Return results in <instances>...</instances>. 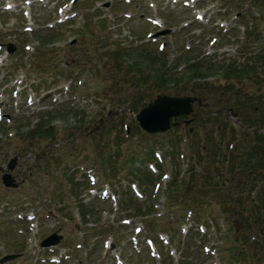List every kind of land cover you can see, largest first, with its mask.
Returning <instances> with one entry per match:
<instances>
[{"label": "rangeland", "instance_id": "374dc122", "mask_svg": "<svg viewBox=\"0 0 264 264\" xmlns=\"http://www.w3.org/2000/svg\"><path fill=\"white\" fill-rule=\"evenodd\" d=\"M250 3L0 0V260L8 254H22L4 264H52L53 252L65 255L60 264H264L261 233L252 229L257 225L264 232V206L256 199L258 191L259 196L264 193L260 173H235L232 188L247 184L248 190H253L241 201V211L232 206L234 202L217 197L216 203H194L196 212L186 213L182 208L193 207V203L181 192L177 199L169 196L175 173L184 178L190 173L193 156L189 147L194 141L203 145L205 138L222 126L234 129L236 135L251 132L244 119L255 114L237 102L239 98L245 102L251 95L262 98V89L251 84L250 74L240 73L242 69L227 70L232 72V108L221 117L217 112L227 107V102H218V93L202 95L204 83L214 86V92L225 84L219 81L224 66L237 67L255 54L262 56L264 16L259 13L264 1L256 2L261 12ZM6 5L13 8L6 10ZM167 30L168 34L156 37ZM149 34L156 39H150ZM48 38L50 43L44 45L42 41ZM7 45L14 47V53H7ZM115 50L120 53L118 59L111 57ZM216 62L213 70H206V79H201L204 74L200 70L189 71ZM155 70L165 79L157 90L160 93L145 85L139 87L138 79L144 75L149 84L156 80ZM158 95L195 96L202 106L195 104L193 114L177 118L179 125L165 134L149 135L136 117ZM189 119L192 122L186 125L184 121ZM39 124H50L53 138L30 139V132ZM253 141L242 145L237 136L219 143L223 150L228 147V153L235 154L236 149H250ZM153 147L161 156L158 165L152 163L158 171L157 181L144 189L138 186L144 197L136 199L128 190V160L133 156L134 168L149 169L145 150ZM13 159L16 167L12 175L19 184L16 189L2 183V172ZM100 168L106 172L103 179ZM117 174L112 188L105 177ZM163 174L168 177L160 181ZM86 179L89 185L80 198L70 197V192L76 193L73 184ZM114 189L119 197L116 193L117 197H112ZM128 193L135 200L131 205L134 210L124 212L119 200ZM107 197L110 200L103 202ZM53 201H61L60 212ZM149 205L155 209L149 216L134 212ZM40 210L36 221L29 223L27 215ZM245 211L248 216L243 215ZM255 211H261L258 219L252 214ZM82 214H86V223ZM152 218L159 219L154 233L167 232L166 241L174 237L172 245H156L154 259L150 252L155 246L146 240L155 234L148 235L144 228ZM183 218L179 224L178 219ZM124 219L132 221L120 229ZM30 225L38 230L30 232ZM200 226H204V234H199ZM57 232L63 236L60 245L53 252L40 251L41 241ZM245 252L249 262L234 259Z\"/></svg>", "mask_w": 264, "mask_h": 264}, {"label": "trees", "instance_id": "16d2710c", "mask_svg": "<svg viewBox=\"0 0 264 264\" xmlns=\"http://www.w3.org/2000/svg\"><path fill=\"white\" fill-rule=\"evenodd\" d=\"M259 1L260 0H250L251 2L250 7L251 8L253 7L256 9V11L261 12V10H258L257 4H256V2H259ZM259 14L263 17L264 9H263V12ZM263 31L264 29H262V56L261 57H259L260 53H258L246 59L243 65H238L237 67H234V65L228 64L224 66L223 68H221L223 69L222 73L224 75L223 77L219 78V81H223L225 84L223 86L220 85L219 88L216 89V92L213 91L215 88L214 86H209L206 83H204L203 85L204 87L202 88L203 89L202 95L209 96L211 94L216 95V93H218L219 94L218 102H221V100H224L225 103L227 102V105H226L227 107H222L220 110H218L217 113L219 117H221L224 113H226L225 111H229L230 108H232L230 102L232 99L231 93H232L233 87H231L230 80H229L231 79L232 72L229 73V71L227 72V70L234 71L235 69H242V72L240 73H243V74L247 73L246 75L250 74V80L252 82L251 84L257 83L259 84L258 89L259 90L262 89V98L261 97L254 98L253 95H251L246 98L245 102H241V98L237 99L238 106L245 105L247 108L248 107L252 108L253 112L252 111L251 112L255 114V116H252L251 118H248V116H246V118L244 119V126H246L247 129H251V132L249 134L242 132L236 135V133L234 132V129H231L228 126H222L221 129L216 130V132L210 133L209 136L205 138V143L203 145L200 146L198 141H194L193 144L190 145L189 151H192L190 155L193 156L192 158L193 165L191 169L189 170L190 173L187 175V178H184L182 176L180 177L181 173L176 172L173 180L169 184V190L170 192H173L172 195H169L170 198L177 199V197L180 195L178 192H181L183 194L182 196H184V198L186 199L188 203H193V207L190 205L184 206L182 208L184 209L183 212H186V213L190 212L191 214H194L196 212L194 206H197L194 203H199L201 205H203V203L208 204L210 202L216 203L215 201L217 200L215 198L217 197L218 198L222 197L226 201L229 200L230 202H234V205L232 203V206L234 208H238V210L241 211L244 209V207L241 206L242 205L241 201H243L246 198L244 197L246 194L248 193L253 194V190H248L249 186H246L247 184L244 185V188L242 186L232 188V184L235 182V173L239 172L240 174H244L246 171H248L249 173L255 172V174L260 173L262 179H264V44H263L264 35H263ZM250 37H251V34H248L247 38H250ZM50 41H51L50 38H48L47 40H45V42L42 41V43L46 45V44H49ZM116 52L117 50L112 52L111 54L112 59H118V56L120 55V53L119 52L116 53ZM216 65H218L217 62L214 64L208 65L209 68H206V69L203 68L202 66H197V68H194V70L189 69V71L196 72L200 70V72H203L204 74L201 76V79H206L207 78L206 73H208L206 70L207 69L213 70ZM155 71H156V74L155 73L154 74L156 75L155 76L156 80H154L153 83L149 84L147 81L148 77L144 75L143 77H140L138 79L139 85H140L139 87H142L143 85H145V87L149 88V90L151 89L152 92L155 91L156 93H160L157 90H160L161 83H163L165 79L163 77L159 78V76H157L159 75V71L157 70ZM232 77L233 79L236 80L234 75H232ZM236 77L240 81L243 80V78H241L240 76L236 75ZM258 82H262V84ZM261 105H262V108L260 107ZM214 120L216 119L213 118V121ZM52 131H53V128L52 126H50V124H39L38 126L36 125L34 126V129L30 132V139L35 140L36 138L37 140L39 139L44 140L50 137L53 138L54 134H52ZM237 136L240 139V141L242 140V145H245L244 142H247V141L249 143L251 139H254V141L256 140L257 145L253 141L254 145H251L250 149L242 147V148L236 149L235 154H234V151L228 153L227 151L228 147H227V150L226 149L223 150V148L220 147L222 146V144L219 143V140L220 142L225 141L226 138H229V140H232V139L237 138ZM22 137L23 136L21 135V138ZM213 141L215 142L212 144ZM55 143H52V144H55ZM173 148L175 147H172V150ZM145 151L147 153V161L151 162L153 160H156L153 157L154 147L151 149L147 148ZM175 151L176 149H174V152ZM128 161L130 164V173H131L130 178L128 179L130 183H137L140 188L144 189L145 185L152 184L157 181L153 173H151L150 171H147L146 168L136 169L133 167L135 163V159L133 156H131ZM105 174L106 172H102L100 168L99 176L101 177V179L104 178ZM117 177H118V174L116 176L113 175L110 177H105V179L108 180L106 182H109V184H111V186L114 187ZM73 185L74 186L72 189L75 190L76 193L70 192V197L72 194L74 196V199H77V198H80L82 191L88 188V187L86 188V186H88L89 183H88V180H86L84 183H81L78 181ZM193 189H196L197 191ZM129 191H130V194H132L131 190ZM262 191H264V188L262 189ZM115 192L119 193L116 189H115ZM260 192L261 190L256 193V199L258 198L260 201H262V205L264 206V193H262V196H259ZM130 194L129 193L126 194L127 197H124L120 199L119 201L120 208L124 212L128 210H134L133 209L134 207H131V205H132V202L135 200L129 196ZM81 201L83 202V200ZM53 202L55 206L60 207V208H56L55 210L59 209L57 211L60 212L62 208L61 201L59 202L53 201ZM43 209L44 207L42 208V210ZM151 210L155 211L154 205H149V206L144 207V211L143 209H135L134 212L137 214L138 213L141 214L143 212L144 215L142 216L145 217V216H149L150 214H152ZM260 212L261 211H255L252 214H254V217H257L258 219ZM262 214L264 215V210L262 211ZM154 215L156 214L154 213ZM243 215L248 216L249 213L245 211L243 212ZM263 215L262 217H264ZM82 219L84 223L87 222L86 214H82ZM156 219L152 218V221L146 222L145 228L149 233L150 232L154 233L152 230L153 228L156 227ZM183 221H184V218L178 219L179 224L183 223ZM262 223L264 225V222ZM256 226L257 225L253 226L252 229L254 233H258V232L261 233L259 238L262 239V247H263L264 232L262 233V230H259L258 227ZM252 237L254 238L253 241L257 240L256 237L254 236ZM172 242H174V237H172L171 244ZM262 251H264L263 248H262ZM249 258L250 256L248 255V253L245 252V253L239 254L234 259L249 262L250 261Z\"/></svg>", "mask_w": 264, "mask_h": 264}, {"label": "water", "instance_id": "95a60500", "mask_svg": "<svg viewBox=\"0 0 264 264\" xmlns=\"http://www.w3.org/2000/svg\"><path fill=\"white\" fill-rule=\"evenodd\" d=\"M169 32L170 31L160 33L159 35H156V37L168 34ZM8 52L11 54L14 53V47L9 45ZM195 104L201 106V99L195 96L170 97L158 95L156 99L152 100L149 105L137 115L136 120L140 124L141 129L149 135L166 133L172 127L179 125L176 122L172 124V120L174 119L176 121L179 117H189L194 112ZM190 123V120L185 122L186 125ZM15 167L16 159H13L10 161L7 171L2 176V183L6 188H18V184L11 174ZM61 239L62 237L53 234L42 242V246H55L59 244ZM17 257V255L6 256L0 261V263L4 264Z\"/></svg>", "mask_w": 264, "mask_h": 264}]
</instances>
